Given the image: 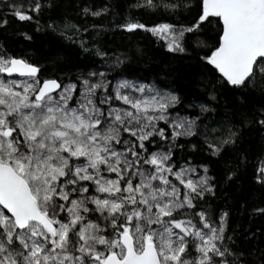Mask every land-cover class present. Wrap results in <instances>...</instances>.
I'll list each match as a JSON object with an SVG mask.
<instances>
[{
	"label": "snow or ice",
	"instance_id": "snow-or-ice-1",
	"mask_svg": "<svg viewBox=\"0 0 264 264\" xmlns=\"http://www.w3.org/2000/svg\"><path fill=\"white\" fill-rule=\"evenodd\" d=\"M109 13L111 28L190 56L207 99L125 71L143 50L97 39L92 21ZM13 19L60 54H37L29 31L13 46ZM250 129L264 188V0H124L123 13L112 0H0V264H264L260 229L232 228L217 203L249 171Z\"/></svg>",
	"mask_w": 264,
	"mask_h": 264
},
{
	"label": "trees",
	"instance_id": "trees-1",
	"mask_svg": "<svg viewBox=\"0 0 264 264\" xmlns=\"http://www.w3.org/2000/svg\"><path fill=\"white\" fill-rule=\"evenodd\" d=\"M113 6L117 12L123 13L124 0H112ZM133 12V15H136ZM113 15L111 13L102 16L92 21L96 25H104V30L99 33L97 39L105 44L109 50L116 48L120 50L132 49L133 51L139 47L143 50V55L132 56V61L127 72H135L139 76H146L148 79H154L161 87L170 86L181 93H188L190 96H199L207 99V92L205 86L201 83L199 77L201 73L200 67L195 63L190 56H170L162 47L163 41L157 42L150 34L144 35L138 33L136 36L129 37L127 34L122 33L119 29L111 28L113 22ZM46 20V17H45ZM44 21H42L43 23ZM116 22H119L117 19ZM11 35L8 36L9 42L16 48H24L29 46V42H24L22 38L15 35L16 32L29 31L33 35V40L30 42V47L40 56L51 57L60 54L59 42L54 40L49 34L44 31H35V24L17 22L13 19L12 26H10ZM212 29H208V35L199 37L207 41H211ZM95 35V34H94ZM62 55L65 62L68 64H79L78 53L71 48H64ZM43 62V61H41ZM73 69H65L70 71ZM49 71L51 69L49 68ZM207 87H211L208 84ZM223 110V109H221ZM184 141L181 140V143ZM260 135L256 133L255 129H250L244 133V146H251L252 149V163L249 165V171L241 172L238 177V182L226 185L224 193H217L220 199L217 203L223 206L227 204L231 210L232 228H237L238 231L251 229L255 231L260 229L259 243L264 245V216L249 217V209L253 206L264 204V188L256 186L251 178L250 173L255 165V156L260 148ZM197 156L202 155L197 153ZM187 158V157H185ZM219 168L217 163L214 166ZM212 175L217 172L213 171ZM246 202V206L241 208V204ZM231 230V229H230ZM248 245L256 243L255 239H249Z\"/></svg>",
	"mask_w": 264,
	"mask_h": 264
}]
</instances>
